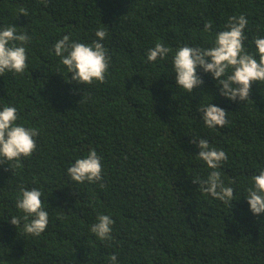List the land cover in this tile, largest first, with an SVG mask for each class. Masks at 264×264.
Masks as SVG:
<instances>
[{
    "label": "trees",
    "instance_id": "16d2710c",
    "mask_svg": "<svg viewBox=\"0 0 264 264\" xmlns=\"http://www.w3.org/2000/svg\"><path fill=\"white\" fill-rule=\"evenodd\" d=\"M241 14L245 48L255 53L264 0H0V29L31 37L24 73L0 75V109L15 106L17 123L39 131L32 156L0 164V264H111L113 254L118 264H264V213L253 214L246 198L264 169V82L253 83L251 100L232 101L198 67L204 82L188 93L172 64L179 47L212 46ZM99 29L111 57L106 80L78 85L53 45L69 34L91 44ZM158 42L172 52L150 62ZM208 103L228 112L225 127L205 126L197 109ZM194 137L228 155L218 170L232 202L193 182L213 171ZM90 149L103 179L80 184L66 170ZM22 188L42 193L49 223L39 236L24 231ZM101 214L114 220L110 240L90 230Z\"/></svg>",
    "mask_w": 264,
    "mask_h": 264
},
{
    "label": "clouds",
    "instance_id": "9594fccd",
    "mask_svg": "<svg viewBox=\"0 0 264 264\" xmlns=\"http://www.w3.org/2000/svg\"><path fill=\"white\" fill-rule=\"evenodd\" d=\"M47 3L48 0H41ZM24 16L28 15L22 9ZM248 20L245 15L230 16L225 29L217 32L214 43L210 47L188 46L179 47L172 59L176 85L185 92L191 93L194 88L203 84L197 68L205 73H211L212 78L220 88V95L232 101H248L254 82H264V37L254 38L255 53L246 50L244 41L248 39L245 28ZM212 29V22L204 25V31ZM97 40L85 44L70 39L64 35L53 45L55 55L60 57L61 63L71 73L70 80L80 84L104 83L109 70L111 57L102 41L107 36L103 29L95 33ZM31 37L26 33H17L16 26L0 29V75L6 71L16 74L24 73L27 68L28 56L25 45ZM16 42H19L17 44ZM172 49L163 43H156L147 52L150 62L165 60ZM197 111L202 113V120L209 129L225 127L229 121L225 109L208 103L201 105ZM18 110L15 106H4L0 109V164L15 161L17 166L23 158H28L37 149L35 137L38 129L18 124ZM198 140V143H197ZM191 143L197 145V158L204 161L212 169L206 179L195 180L203 192L210 194L225 204L234 200V190L225 186L221 179V165L228 160V155L222 149L210 145L204 138L194 137ZM67 175L71 180L83 184L102 181L103 166L101 157L95 149H90L84 158H78L67 168ZM253 186L247 190V202L253 214L264 213V169L252 177ZM101 187L104 185L101 183ZM40 190L33 188L21 189V196L16 202V208L23 215L24 231L33 236L41 235L49 223V214L44 208ZM21 217L13 216L10 223L17 226ZM114 220L108 215H99L97 222L91 226L97 238L101 241L110 240ZM111 264H118L115 254L110 256Z\"/></svg>",
    "mask_w": 264,
    "mask_h": 264
}]
</instances>
